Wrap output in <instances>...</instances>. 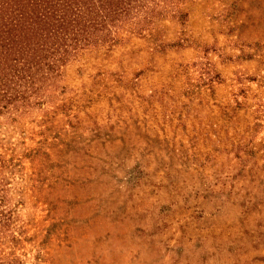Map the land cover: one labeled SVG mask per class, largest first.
<instances>
[{"label": "rangeland", "instance_id": "rangeland-1", "mask_svg": "<svg viewBox=\"0 0 264 264\" xmlns=\"http://www.w3.org/2000/svg\"><path fill=\"white\" fill-rule=\"evenodd\" d=\"M156 2L0 117L21 264H264V0Z\"/></svg>", "mask_w": 264, "mask_h": 264}, {"label": "trees", "instance_id": "trees-1", "mask_svg": "<svg viewBox=\"0 0 264 264\" xmlns=\"http://www.w3.org/2000/svg\"><path fill=\"white\" fill-rule=\"evenodd\" d=\"M157 6L156 0H0V117L43 103L69 65L143 36ZM12 167L0 153V264H21L9 246L17 239L8 202Z\"/></svg>", "mask_w": 264, "mask_h": 264}]
</instances>
